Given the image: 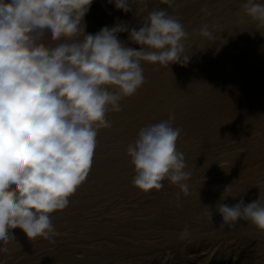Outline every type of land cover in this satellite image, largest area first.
<instances>
[{"label": "clouds", "instance_id": "1", "mask_svg": "<svg viewBox=\"0 0 264 264\" xmlns=\"http://www.w3.org/2000/svg\"><path fill=\"white\" fill-rule=\"evenodd\" d=\"M93 0H0V253L17 242L13 229L30 240L54 241L51 214L65 209L88 176L98 130L110 128L109 112L145 83L142 62L186 66L188 33L180 18L153 9L139 28L127 22L86 34L84 18ZM176 6L175 0H162ZM125 13L147 8L137 0H109ZM243 12L264 27V3L247 0ZM206 14L211 13L202 9ZM139 45L129 47L118 38ZM199 35L215 41L207 24ZM47 38V42H46ZM169 119L147 124L127 146L134 165V187L161 190L163 181L189 194L192 173L177 149L182 130ZM229 186L225 188L228 189ZM176 199H180L177 193ZM212 220L209 206H203ZM221 228L247 220L264 231V204L259 199L235 204L218 202ZM185 226L179 238L185 239Z\"/></svg>", "mask_w": 264, "mask_h": 264}, {"label": "rangeland", "instance_id": "2", "mask_svg": "<svg viewBox=\"0 0 264 264\" xmlns=\"http://www.w3.org/2000/svg\"><path fill=\"white\" fill-rule=\"evenodd\" d=\"M145 2L147 8L135 15V7L125 13L114 4L108 5L109 0H93L84 18L85 31L95 34L102 27H111L120 21L138 30L149 11L160 8L180 18L188 33L184 43L186 54L191 56L189 63L163 67L142 62L145 78L156 77L159 83L168 84L173 90L182 82L185 84V78L178 71L198 66L205 70L209 64L202 63L210 52L233 45L242 32L248 39L256 34L257 22L242 9L247 0H175L178 7H170L162 0H137V6L142 7ZM258 2L264 3V0ZM205 24L213 31L215 41L199 35L198 30ZM118 38L129 47L137 50L140 47L128 40L127 32L118 34ZM261 46L264 51V43ZM256 55L251 60H258ZM171 66H175L172 73L176 77L166 74ZM189 88L186 89L189 95L199 91L196 86ZM216 91L224 95L234 90L230 85H221ZM257 92L238 88L236 96L218 99L215 95L192 105L183 119H174L173 127L182 130L177 149L185 155V170L192 173L187 181V196L194 203L202 191H208L209 195V202L200 203L192 214L184 216L181 212L190 204L181 207L176 195L180 193V198L185 195L167 179L162 182L161 190L144 192L129 185L132 174H136L132 164L122 177L110 174L82 182L80 189L69 198L68 206L51 214L56 232L54 243L39 237L30 240L22 230L13 229L17 242L7 246L9 253H0V264H264V231L247 220L238 221L233 229L221 228L222 218L215 209L218 202L235 204L241 198L245 203L259 199L264 204V195L259 197L264 194V85L260 86V97L256 96ZM148 94L147 101H150ZM169 96L157 93V105L147 115L138 116L129 107L130 115L123 118L121 125L111 119L110 128L98 130L91 170H103L110 160L114 167L121 166L124 162L121 155L128 156L127 146L138 138L137 128L141 124H154L151 117L154 115L158 121L175 115V105L166 104ZM234 174H241L236 181L240 186L246 185L247 195L225 190L226 178ZM203 206L210 207L212 220ZM185 226L189 235L181 240L179 235Z\"/></svg>", "mask_w": 264, "mask_h": 264}, {"label": "bare ground", "instance_id": "3", "mask_svg": "<svg viewBox=\"0 0 264 264\" xmlns=\"http://www.w3.org/2000/svg\"><path fill=\"white\" fill-rule=\"evenodd\" d=\"M97 3H99V1H97ZM109 4L112 3H108V5ZM254 30L256 31V34L255 33L252 35L250 34L252 36L251 39L246 38L245 37L246 33L244 35V33L242 32L241 34L238 35L239 41H237L236 43L233 42V45L230 44L228 47L222 46L223 49L220 48L221 50H217V51L214 50L213 52H210L208 58H206L205 61L202 63L203 65L206 62V66L207 64H209V67H207L205 70H200L201 66H198L195 68L185 69V70L181 69L180 71H178L179 75L185 78V84L184 82H182V85L184 86L185 89L184 91H183V86L181 84L178 89L173 90V87L169 86L168 84L159 83L158 78L156 77L145 78V83L141 88L138 89V91L136 92L135 95L132 96V98L130 99L124 98L123 100L120 101L122 111L109 112L107 117H109V120L113 119V121L116 122L117 125L118 124L121 125V121L123 120V118L130 115V113L127 111V109H131L129 107H132V110L138 113V116L140 114L147 115L157 105L156 103L157 100L155 97L157 93L161 95L162 94L166 95L167 93L170 95L169 96L170 100L169 102L167 101L166 104H169L168 106L175 105L176 107L175 109H177V112L174 115L175 120L183 119L190 112L192 105H194L195 103H199L203 99H211V97L215 95H217L218 99H222L225 96H230V97L236 96L237 95L236 92H238V88L254 89L255 91L258 90V92L256 93V96L258 97L261 94L260 86L264 85V51L261 48L262 47L261 45L264 43V27H258V25L255 24ZM259 47L261 49H259ZM254 55L259 57L258 60H256V58H255L256 61L251 60L252 58L250 57H253ZM243 57H247L248 59L245 58L246 60L245 61ZM210 63L212 64L211 66ZM174 68L175 66H171L169 68L171 71H168L166 74L169 75L170 77H176L174 76V74L176 73L174 72L172 73ZM169 73H172V75H170ZM221 85H230L233 87L234 91L232 93H227L224 95L219 94L217 93L216 90ZM194 86H196L199 89L198 93H196L195 95L187 94L186 89ZM150 89L154 90L152 94L147 93V91ZM167 89L168 91H166ZM146 93L148 94V96H150L151 98L150 101H147L148 99L146 97L147 96ZM214 99L216 98L214 97ZM195 113L198 115V117L201 116L200 112L198 113V111L197 112L195 111ZM151 117H153L155 123L160 122L157 120V118H155V115ZM143 126L145 125L141 124L140 127L137 126L138 127L137 131L139 132V129ZM99 131L103 132L104 128L99 129ZM121 156L123 157L122 160L124 161L121 166L114 167L115 164L112 163L113 160H110L109 161L110 163L107 164L103 170H99V171L96 169L90 170L86 178L97 180L103 178L106 175L109 176L110 174H112V177L115 176L122 177V173H125L127 169L129 170L132 163H131V158L129 156H125V155H121ZM240 175L241 174H234L231 177H227L225 181L227 184L226 187L229 186L228 189L233 190L234 193L242 194L243 192L245 195H247V193H245L248 192L246 190V185L240 186L239 183H237L236 181L237 178H240ZM132 176H133L132 177L133 180L135 174H132ZM107 180H110V178L108 177ZM132 180L130 181L129 185L134 187L132 184ZM80 187L81 186H79L77 190H79ZM207 192L208 191L206 190L202 191L198 195L197 201L194 203H192L191 200L188 198L189 195L179 199L180 201L178 202L181 204V207L182 204H186V203L187 205L190 204L188 208H184V207L182 209L180 208L181 212L184 213V216L192 214L195 207L198 206L200 203L204 201L209 202L208 200L209 195ZM263 195L264 194H261L259 195V197ZM255 197L257 198L258 196L256 195ZM196 211L198 210L196 209Z\"/></svg>", "mask_w": 264, "mask_h": 264}]
</instances>
